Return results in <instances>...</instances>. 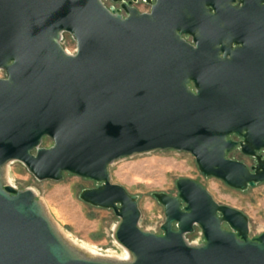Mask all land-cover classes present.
Here are the masks:
<instances>
[{
    "label": "water",
    "instance_id": "water-1",
    "mask_svg": "<svg viewBox=\"0 0 264 264\" xmlns=\"http://www.w3.org/2000/svg\"><path fill=\"white\" fill-rule=\"evenodd\" d=\"M113 1L121 8L103 0H0V264H264V230L250 237L249 215L202 182L179 177L177 194L152 191L165 209L158 233L141 226L138 195L111 181L116 159L164 149L191 152L203 174L236 188L264 180L256 152L264 145V87L218 73L196 78L197 92L190 88L182 32L191 0H155L150 12ZM232 1L233 37L256 46L264 0ZM64 33L75 52L63 46ZM232 132L244 136L255 164L227 154L237 143ZM12 160L38 179L70 171L96 180L79 196L114 209L113 235L129 255L92 253L66 235L34 188L8 180ZM196 226L200 242L187 237Z\"/></svg>",
    "mask_w": 264,
    "mask_h": 264
},
{
    "label": "rangeland",
    "instance_id": "rangeland-1",
    "mask_svg": "<svg viewBox=\"0 0 264 264\" xmlns=\"http://www.w3.org/2000/svg\"><path fill=\"white\" fill-rule=\"evenodd\" d=\"M62 44L69 52H75L76 42L69 33H64ZM5 76V71L0 69V77ZM50 142L45 138L43 144ZM109 170L111 181L123 184L138 195L140 224L149 230L162 233L161 224L165 219L164 205L152 191L177 194L176 180L185 176L202 182L218 201L245 211L250 217V237L264 230V180L245 189L233 187L221 178L203 174L195 156L187 150H153L123 156L113 161ZM8 175L15 186L34 188L58 226L72 239L90 242L102 254L127 252L113 235L119 219L114 209L86 202L79 196L84 187L95 186L96 180L70 171H65L61 179H38L20 160L8 164ZM224 226L230 228L226 222ZM187 237L196 242L204 239L199 226L187 233Z\"/></svg>",
    "mask_w": 264,
    "mask_h": 264
},
{
    "label": "flooded vegetation",
    "instance_id": "flooded-vegetation-1",
    "mask_svg": "<svg viewBox=\"0 0 264 264\" xmlns=\"http://www.w3.org/2000/svg\"><path fill=\"white\" fill-rule=\"evenodd\" d=\"M127 1L140 12H150L155 3V0ZM131 3L138 4L140 8ZM237 3L238 0L232 1V5ZM116 4L117 7H121V3ZM190 10L187 30L182 32V39L186 45L183 50L187 54L192 76L189 81L190 88L197 92L199 85L196 78L219 73L254 78L256 87L262 89L264 39H257L256 46H253L246 37H233L227 23V12L230 9L226 5V0H191ZM229 137L237 142L227 151L229 156L241 159L250 166L257 162L256 155L242 149L241 142L244 136L241 133L232 132ZM256 152L264 156V145L256 149Z\"/></svg>",
    "mask_w": 264,
    "mask_h": 264
},
{
    "label": "bare ground",
    "instance_id": "bare-ground-1",
    "mask_svg": "<svg viewBox=\"0 0 264 264\" xmlns=\"http://www.w3.org/2000/svg\"><path fill=\"white\" fill-rule=\"evenodd\" d=\"M7 170H8V165H7ZM8 177H9V175H8ZM70 234V233H69ZM71 238V237H70ZM74 240V239H73ZM76 241V240H75ZM77 242V241H76ZM79 243V245L80 246H82L84 249H86L87 251H89V252H92V253H96L97 252V248H96V245L94 246V245H92V244H90V242H89V244L88 243H80V242H78ZM112 255H115V256H123V257H127L129 254H128V252H125V253H123V254H121V255H118V254H112Z\"/></svg>",
    "mask_w": 264,
    "mask_h": 264
},
{
    "label": "built area",
    "instance_id": "built-area-1",
    "mask_svg": "<svg viewBox=\"0 0 264 264\" xmlns=\"http://www.w3.org/2000/svg\"><path fill=\"white\" fill-rule=\"evenodd\" d=\"M104 2H105V4L107 5V6H114L115 8H121V7H117V5L118 4H116V1H113V0H103ZM126 2H128L127 0H125ZM118 3H121V1H117ZM132 4V3H131ZM132 5H136V7H138V8H140V6L138 5V4H135V3H133ZM122 11V14H124V15H126L125 14V11L123 10V9H121Z\"/></svg>",
    "mask_w": 264,
    "mask_h": 264
}]
</instances>
